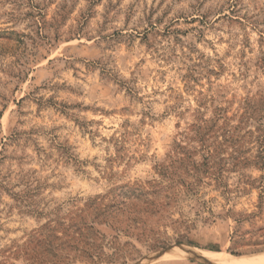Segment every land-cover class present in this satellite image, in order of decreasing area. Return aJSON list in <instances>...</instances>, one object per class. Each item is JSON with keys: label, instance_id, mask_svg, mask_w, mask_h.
<instances>
[{"label": "rangeland", "instance_id": "1", "mask_svg": "<svg viewBox=\"0 0 264 264\" xmlns=\"http://www.w3.org/2000/svg\"><path fill=\"white\" fill-rule=\"evenodd\" d=\"M264 264V0H0V264Z\"/></svg>", "mask_w": 264, "mask_h": 264}, {"label": "bare ground", "instance_id": "2", "mask_svg": "<svg viewBox=\"0 0 264 264\" xmlns=\"http://www.w3.org/2000/svg\"><path fill=\"white\" fill-rule=\"evenodd\" d=\"M142 264V263H141Z\"/></svg>", "mask_w": 264, "mask_h": 264}]
</instances>
